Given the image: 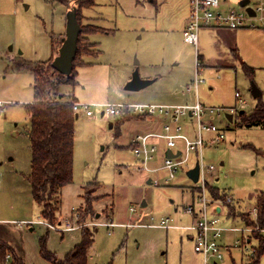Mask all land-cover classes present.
I'll return each instance as SVG.
<instances>
[{
    "label": "rangeland",
    "instance_id": "374dc122",
    "mask_svg": "<svg viewBox=\"0 0 264 264\" xmlns=\"http://www.w3.org/2000/svg\"><path fill=\"white\" fill-rule=\"evenodd\" d=\"M221 2L223 9L239 7V0ZM0 6L4 11L0 9V218L11 222L15 238L21 231L24 263L52 264L40 254L42 236L46 248L63 258L80 241L81 228L61 230L68 219L72 224H84L82 227H95L87 264H204L203 258L198 255L199 260L195 255L193 241L183 228L136 224L158 223L162 217L171 218L173 225L190 222L185 206L190 200L189 188L192 186L190 189L194 192L196 183L187 176L186 170L179 169L168 184H164V169L146 170L129 144L130 138L137 132H144L149 123L139 124L135 116H130L117 127L115 123L120 116L101 114V105L91 106L92 115L79 111L75 117L72 181L61 190L59 215L52 223L56 228L38 222L41 219L39 206L25 179L31 160L29 139L25 134L29 126L26 105L33 99L34 74L29 69L14 67L13 60L8 59L9 46L15 52L18 43L29 41L30 46V41L36 39L35 44L31 42L32 49H25L23 59L47 60L51 55L52 38L55 45H61L66 16L74 5L73 0H67L65 5L57 0H16L14 6V0H3ZM188 10V0H94L91 7L82 10L81 23L92 25L84 19L87 16L91 23L102 28L89 34V40L97 42L98 51L83 55L84 64L76 68L77 83H62L57 93L65 99L74 97L89 104L137 101L139 91L125 87L124 74L128 70L131 74L138 70L140 76L146 69L157 77L146 89H164L173 81L184 88L195 73V47L184 40L183 33ZM236 30L235 37L225 33L220 39L227 45H235L237 60L229 62L233 64L231 68L221 65L206 71L203 66L201 75L205 80L199 85V98L204 102L201 89L202 92L210 91L213 102L222 100L211 105L226 107L235 104L234 92L239 91L246 100V106L241 109L248 112L255 104L252 83L260 89L264 101V28ZM201 33L202 30L196 48L199 54L203 48L212 49L215 43L212 33ZM5 41L9 42L6 46ZM86 48L93 52L91 46L86 45ZM20 50L23 51L21 47ZM243 64L252 68V77L244 71ZM128 93L133 95L129 98ZM191 100L193 97L188 101ZM214 121L224 128L225 137L203 149V162L215 167L211 176L206 173V185L211 187L212 184L234 195L232 201H226L224 197L229 194L218 192L213 198H221L225 206L218 201L212 204L216 210L224 209L219 217L225 228H243V218L253 221L256 196L264 190V152H258L264 149V128L242 124L238 113H234L231 120L222 113ZM110 122L113 123L111 127ZM159 158L156 154L147 166H160ZM192 165L193 161L188 167ZM148 178L157 179L159 185L147 183ZM92 181L98 182L89 186L95 188L90 195L92 214L81 219L85 206L84 185ZM26 220L32 222L30 226ZM97 221L100 223L94 226ZM111 221L116 225L103 224ZM241 235L240 231L223 233L218 240L223 257L216 264H247L253 250L264 245V235L253 230L248 232L246 247L237 246ZM209 264H214L213 260ZM259 264H264V252Z\"/></svg>",
    "mask_w": 264,
    "mask_h": 264
},
{
    "label": "built area",
    "instance_id": "2783aa9c",
    "mask_svg": "<svg viewBox=\"0 0 264 264\" xmlns=\"http://www.w3.org/2000/svg\"><path fill=\"white\" fill-rule=\"evenodd\" d=\"M222 0H188V19L184 30V40L191 43L197 48L199 31L203 27L228 28L236 30L242 27H262L264 28V0H248V2L238 8L223 9L221 7ZM247 8H251L253 14H250ZM202 61L196 54L194 63V76L187 85L188 89L194 92V100L189 103L171 104V103H129V102H112L103 104H89L78 100L72 102L73 112L78 115L79 111H84L86 115L94 114L91 106L103 107L101 114L120 116L129 112L140 116L160 117V126L157 130H151L144 133H136L131 138V148L133 154L139 159L140 164L150 171H156L162 168L166 172L165 183L174 178L175 173L180 169H184L191 160L199 164L198 180L194 184L196 186L195 196L191 202L185 206V212L192 217L189 225H173L171 218L162 217L158 223H147L154 227H179L185 228L193 241L194 251L201 255L204 264H209L213 260L214 264L217 260L222 259L223 254L221 245L218 240L226 230L240 231L241 238L237 239L236 245L246 247L248 240V232L253 230L261 232L264 235V227L255 224H245L244 227L231 226L225 228L222 225L219 215L223 209L216 210L212 202H221V198H212L207 193L206 173L214 170V165L206 164L202 160V150L205 146L221 142L224 137V128L219 127L215 123V118H220L222 113L227 118V114L238 113L239 109L245 107L246 101L240 96L239 91H235L234 95L237 102L234 106H212L206 105L200 101L198 88L205 78L202 77ZM238 104V105H237ZM1 106V101H0ZM220 121L222 119H219ZM191 129V130H190ZM190 130V131H187ZM208 134V136H206ZM160 142L162 143L160 146ZM170 151L172 156H168ZM160 152V166L150 168L147 162L153 159ZM193 163V164H194ZM150 183L159 185L157 179L149 178ZM208 194V195H207ZM226 201H232L230 195H225ZM225 206V205H224ZM131 209H134L131 207ZM222 211L221 213H219ZM258 208H253V221L257 219ZM76 213V217H77ZM25 222V221H23ZM27 222V221H26ZM38 222L45 224L48 228H56L52 223L40 219ZM32 222H27L31 225ZM63 223V221H62ZM100 222H94V226ZM107 226H113L115 223L105 222ZM59 225V224H58ZM84 224L70 223L65 220L62 231L81 228ZM246 235V238L244 237ZM245 243V244H244ZM254 251V250H253ZM10 254L5 256L6 264L10 263Z\"/></svg>",
    "mask_w": 264,
    "mask_h": 264
},
{
    "label": "trees",
    "instance_id": "16d2710c",
    "mask_svg": "<svg viewBox=\"0 0 264 264\" xmlns=\"http://www.w3.org/2000/svg\"><path fill=\"white\" fill-rule=\"evenodd\" d=\"M57 1L64 5L67 3V0ZM93 4L94 0H73L80 32L77 37V48L72 61V69L68 75L60 73L51 65L52 57L43 62L28 61L20 57L13 60L14 67L29 69L34 74L33 100L26 105L29 126L25 130V134L29 139L31 160L30 170L25 174V179L30 185L32 198L40 208L41 219L50 223L57 221L62 188L72 181L74 121L77 116L72 109V102L76 99L74 97L65 99L62 94L57 93L56 89L62 83L76 84V68L84 64L83 55L98 51L95 43H87L85 35L96 30H102V28L95 25H90V27L88 24L81 23L82 10L91 7ZM86 45L91 46L93 52L86 48ZM51 47L54 52L59 48L54 44L53 38ZM231 51L237 55L236 47H233ZM243 68L252 77V68L245 64H243ZM238 115L242 124L259 125L264 128V101L261 94L256 96V103L251 110L248 112L244 110L240 112L239 110ZM128 117L130 114L127 112L120 115L115 125L118 127ZM258 152L262 151L259 150ZM94 184H98V182L92 181L84 185L82 196L85 206L82 209L81 219L92 214L90 195L95 191V188L92 189L89 186ZM213 189L210 188L209 190L215 196L218 191L214 193ZM220 194L224 195V193ZM256 206L258 208L256 221L251 222L246 218L243 220L245 224L256 223L260 227H264V190L256 196ZM94 233L95 227H81L80 241L74 244L61 259L46 248L45 237L42 236L40 238V254L52 264H87L89 249L94 242ZM263 252L264 245L261 244L254 249L253 256L247 264H259V257ZM7 253L11 256L8 264H26L6 241L0 239V264H6L5 256Z\"/></svg>",
    "mask_w": 264,
    "mask_h": 264
},
{
    "label": "crops",
    "instance_id": "0c3cea01",
    "mask_svg": "<svg viewBox=\"0 0 264 264\" xmlns=\"http://www.w3.org/2000/svg\"><path fill=\"white\" fill-rule=\"evenodd\" d=\"M2 1L3 0H1V2ZM7 2H8V0H7ZM14 6H16V0H14ZM26 6L27 5H25V7ZM0 9H2L1 6H0ZM2 12H4L3 9H2ZM84 19L86 20V22H88V23H90L92 25L98 26V25H96L94 23H91L89 21V17L85 16ZM187 19H188V15L186 17V24H187ZM186 24H185V27H186ZM185 27H184V29H185ZM200 30H202V33H201L202 35H207V33H209V32L212 33L214 35V38H215V43H214L212 49H209V48H206L205 49V48H203V51H201L200 54H199V51L196 52V48H194L195 49L194 57L196 58V54L200 57V59L203 61L202 64H203V66H204V68H205L206 71L207 70H212L213 71L214 70L213 68H216L217 66H221V65H228L227 67H230L231 68L233 66V64H230L231 63L230 61L234 62L235 60H237V56H238V54L237 55H234L232 53V51H231V49L233 47H235V45L234 44H228L227 45V44L223 43L220 38H221V35H223L225 33H227V34L228 33H231V36L232 37L233 36L235 37V35H237V30H231V29H228V28H213V27L211 29H210V27H203ZM215 31H218L220 33V36L217 35V33ZM89 34H86L85 35L86 38L88 39V41L91 42V43H95L96 44L97 42L89 40ZM35 40L30 41V46H29V41H27L25 43H18L17 44V46H18L17 49H19V50L17 51V49L15 48V52H13L12 47L9 46V51L11 52V54L8 56L9 57L8 59L9 60H14L15 57L16 58H18V57L23 58L22 56H23L24 51H26L25 49L26 48L29 49V47H30V49H32L33 45L35 44ZM31 42H34V44H32ZM8 43H9L8 41H5L4 42V45L6 46V45H8ZM20 47L23 49V51L20 50ZM204 52H206V53H204ZM213 52H214V54L212 55ZM56 54L57 53H55L54 50H51L50 57L53 58L54 55H56ZM47 60H45V61H47ZM136 62H138V61H136ZM138 63H141V62L139 61ZM126 65H127V63H126ZM131 69H133V67H131ZM129 71L130 70H128L127 74H124L125 75V79H126L125 82H128L131 79L132 74ZM148 71L149 70L146 69L144 71V73L140 75V77L142 79L150 80V82H148L144 87H142L140 89H137V91H139V93L136 95L138 100L137 101L131 100L130 102L129 101L119 100L117 102H129V103H171V104L173 103V104H180V103H189V102H192L194 100V92L192 91V89H188L187 88V85L189 84V82L191 80L186 83V85L184 86V88H182V86L180 84L178 85V81H173V82H171L172 85H169L168 87H164V89L163 88H158V89L153 88L151 90L146 89V86L147 87H148V85L150 86L151 83L155 82V80L157 79L156 76H153ZM193 73H194V71H193ZM163 83H162V85H163ZM144 90H146V91H144ZM130 91H136V90H130ZM143 91H144V93H142ZM157 93H159V94H157ZM160 94H162V95H160ZM260 94H261V92H260ZM132 95H133L132 93H128L127 96L130 98ZM145 95H147V96H145ZM198 95H199V91H198ZM200 95H201L202 100L204 101L203 103L206 102L205 103L206 105H211V104L214 105L213 103L222 101V100H217V101L213 102L214 101V99H213V93L211 94L210 91L204 90V92H202V89H201ZM144 97H146L147 100L143 99ZM190 97H193V100L188 101V100H190ZM234 97H235V95H234ZM242 98L245 99L244 97H242ZM236 102H237V98L235 97V104H236ZM255 103H256V97H255ZM234 105H230V106H234ZM245 106H246V104H245ZM127 113L130 114V116H135L137 118V122L139 124H142L143 122H146V123L148 122L149 123V124H146L147 126L145 127L144 132L151 131V130L152 131L153 130H157L159 128V126H160V121H161L160 117L140 116V115H134V114L129 113V112H127ZM232 118H233V116H232ZM259 127H261V126H259ZM144 132H137V133H144ZM206 136H208V134H206ZM131 138H130V142H131ZM161 144L162 143L160 142V146H162ZM129 145L131 146V143ZM260 151L263 152L264 149H262ZM202 154H203V150H202ZM158 155L160 157V152H159ZM191 161H193V160H191ZM193 163H194V161H193ZM194 165H195V163L191 167H193ZM191 167H188V165H187L182 170H186L187 171ZM209 173H210V176H211L212 175L211 174L212 172H209ZM148 181H149V178L146 180V182L147 183H150ZM209 184H210V182H209ZM209 187H210V185L207 186V190L209 191L210 197H212V198L214 196H213V194H211V190H209L210 188L213 187V188L218 189V192H220V193L223 192L219 188L214 187L212 184H211V187L210 188ZM190 188H189V190H190V192H189L190 193V200H189V202H191L193 200V198L195 196V191H196V190H194V192H193ZM223 193L224 194H229L231 197L233 196V198H234V195L232 193H230L229 191H225L224 190ZM189 202H187V204ZM144 205H146V203ZM223 211H224V209H223ZM39 214H40V208H39ZM188 216L191 218L190 222H188L187 224H181V225H189L191 223L192 217L189 214H188ZM240 222L243 223V221H241V220H240ZM136 224H138V225H145L147 223H136ZM222 225H223V222H222ZM158 228H163V227H158ZM183 229L185 231H187V234L190 233L187 229H185V228H183ZM14 232H15V230L12 227L11 222H8V221L6 222L4 218H0V239L6 241L15 250L16 254L18 255V257H20L24 261L25 260V248H24L22 233L20 231V235L17 238H15V236L13 234ZM16 232H18V231H16ZM229 247L230 246H227L226 248L229 250ZM195 255L198 256L200 254L196 253ZM200 259L201 258L199 257V260ZM182 260H183V254H182V257H181V261ZM165 264H167V263H165Z\"/></svg>",
    "mask_w": 264,
    "mask_h": 264
},
{
    "label": "water",
    "instance_id": "95a60500",
    "mask_svg": "<svg viewBox=\"0 0 264 264\" xmlns=\"http://www.w3.org/2000/svg\"><path fill=\"white\" fill-rule=\"evenodd\" d=\"M247 2L248 0H239V5L243 6ZM247 10L250 14H253L251 8H247ZM66 19L65 34L62 38V42L58 48L57 54L51 61V65L60 73L68 75L72 69V61L77 48V37L80 32V25L77 22L74 7L68 11ZM148 82H150V80L142 79L138 74V70H134L131 79L126 83L125 87L128 90H137L144 87ZM260 92V89L254 83H252V95L256 97L260 94ZM240 112H243V109H241ZM226 116L228 120L232 119L231 114H227ZM111 126L112 123L110 122L109 127ZM167 155L172 156V153L168 151ZM186 174L193 182H196L199 175V164L195 163L193 167L186 171ZM148 182H150V180ZM144 204L145 203L143 202V205Z\"/></svg>",
    "mask_w": 264,
    "mask_h": 264
}]
</instances>
